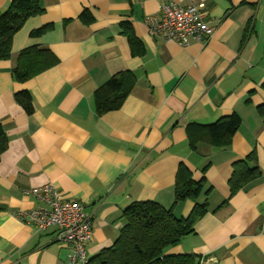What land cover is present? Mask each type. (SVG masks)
<instances>
[{
    "label": "crops",
    "instance_id": "1",
    "mask_svg": "<svg viewBox=\"0 0 264 264\" xmlns=\"http://www.w3.org/2000/svg\"><path fill=\"white\" fill-rule=\"evenodd\" d=\"M10 0H0V12ZM189 0H40L0 60V123L7 147L0 155V264H67V247L53 229L21 222V210L40 203L28 192L51 183L91 215L87 259L113 243L122 210L151 200L185 217L193 201L174 202L175 175L185 165L208 193L207 212L193 233L167 254H194L199 264H264V0L203 2L210 36L186 46L149 34L143 19L160 5ZM90 20L85 22L81 13ZM50 27L38 36L30 32ZM49 49L55 65L25 82L12 77L18 52ZM129 71L135 82L118 109L97 114L94 92L112 75ZM31 95L27 114L14 93ZM236 114L230 144L198 141L190 124ZM255 151L259 176L228 197L232 164Z\"/></svg>",
    "mask_w": 264,
    "mask_h": 264
},
{
    "label": "trees",
    "instance_id": "2",
    "mask_svg": "<svg viewBox=\"0 0 264 264\" xmlns=\"http://www.w3.org/2000/svg\"><path fill=\"white\" fill-rule=\"evenodd\" d=\"M43 8L40 0H10L7 8L0 12V60L11 55L12 38L29 17L40 14ZM83 21L90 17L81 13ZM50 27L42 25L30 32L38 36ZM57 58L46 48L38 45L23 47L17 54L12 77L17 82H25L45 69L55 65ZM135 82L132 72L121 71L95 89V110L97 114L118 109ZM264 89V83L262 84ZM15 101L30 114L33 110L31 95L26 90L14 93ZM264 123V102L255 108ZM240 119L236 114L221 116L208 124H190L187 127L189 144L194 147L198 141L214 146L230 144ZM7 136L0 123V155L7 147ZM255 151L232 164L227 180L229 193L233 195L243 185L261 173L256 164ZM205 178L194 180L188 168L180 164L175 175L174 202L190 200L193 206L185 217H175L172 208H164L151 200L132 201L122 210L119 233L113 243L102 248L87 260L86 264H199L194 254H167V249L180 239L193 233L194 222L208 209L207 203H198L197 198L208 193Z\"/></svg>",
    "mask_w": 264,
    "mask_h": 264
},
{
    "label": "built area",
    "instance_id": "3",
    "mask_svg": "<svg viewBox=\"0 0 264 264\" xmlns=\"http://www.w3.org/2000/svg\"><path fill=\"white\" fill-rule=\"evenodd\" d=\"M203 2L189 0L186 5L168 1L160 5L158 15L143 19L150 35L186 46L191 40H206L212 27L204 20ZM40 204L18 212L17 218L37 231L53 229L55 240L67 247V264H86V243L92 235L91 215L83 204L63 196L51 183L28 191Z\"/></svg>",
    "mask_w": 264,
    "mask_h": 264
}]
</instances>
